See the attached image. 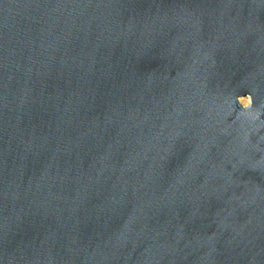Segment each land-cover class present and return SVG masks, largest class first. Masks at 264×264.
Returning a JSON list of instances; mask_svg holds the SVG:
<instances>
[{
	"label": "water",
	"instance_id": "obj_1",
	"mask_svg": "<svg viewBox=\"0 0 264 264\" xmlns=\"http://www.w3.org/2000/svg\"><path fill=\"white\" fill-rule=\"evenodd\" d=\"M0 264H264V0H0Z\"/></svg>",
	"mask_w": 264,
	"mask_h": 264
},
{
	"label": "clouds",
	"instance_id": "obj_2",
	"mask_svg": "<svg viewBox=\"0 0 264 264\" xmlns=\"http://www.w3.org/2000/svg\"><path fill=\"white\" fill-rule=\"evenodd\" d=\"M236 100L242 108L241 115L250 112V110L253 107V99H252L251 95L238 96L236 98ZM245 101H246V103H245Z\"/></svg>",
	"mask_w": 264,
	"mask_h": 264
},
{
	"label": "bare ground",
	"instance_id": "obj_3",
	"mask_svg": "<svg viewBox=\"0 0 264 264\" xmlns=\"http://www.w3.org/2000/svg\"><path fill=\"white\" fill-rule=\"evenodd\" d=\"M245 103H246V101H245Z\"/></svg>",
	"mask_w": 264,
	"mask_h": 264
}]
</instances>
